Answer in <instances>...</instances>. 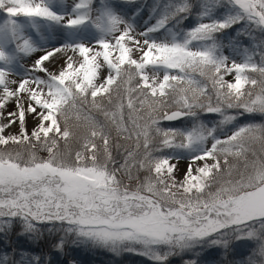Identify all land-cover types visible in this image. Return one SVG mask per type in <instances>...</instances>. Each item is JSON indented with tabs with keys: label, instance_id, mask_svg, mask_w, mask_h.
Masks as SVG:
<instances>
[{
	"label": "snow or ice",
	"instance_id": "snow-or-ice-1",
	"mask_svg": "<svg viewBox=\"0 0 264 264\" xmlns=\"http://www.w3.org/2000/svg\"><path fill=\"white\" fill-rule=\"evenodd\" d=\"M0 244L264 264V0H0Z\"/></svg>",
	"mask_w": 264,
	"mask_h": 264
},
{
	"label": "trees",
	"instance_id": "trees-1",
	"mask_svg": "<svg viewBox=\"0 0 264 264\" xmlns=\"http://www.w3.org/2000/svg\"><path fill=\"white\" fill-rule=\"evenodd\" d=\"M259 122V119L257 120ZM2 247V244H0ZM74 256L80 261V264H151L145 257L126 253L120 257H114L104 250H90L88 248L75 249ZM184 259H187L185 257ZM171 264H182V260L179 257H174L171 260Z\"/></svg>",
	"mask_w": 264,
	"mask_h": 264
},
{
	"label": "rangeland",
	"instance_id": "rangeland-1",
	"mask_svg": "<svg viewBox=\"0 0 264 264\" xmlns=\"http://www.w3.org/2000/svg\"><path fill=\"white\" fill-rule=\"evenodd\" d=\"M259 118H257V120H258ZM29 128H31V121H29ZM13 131H15V129H13ZM184 166V162H181V167H183Z\"/></svg>",
	"mask_w": 264,
	"mask_h": 264
}]
</instances>
